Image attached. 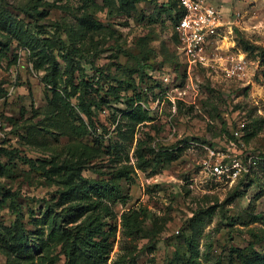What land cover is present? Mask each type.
<instances>
[{
	"label": "rangeland",
	"instance_id": "obj_1",
	"mask_svg": "<svg viewBox=\"0 0 264 264\" xmlns=\"http://www.w3.org/2000/svg\"><path fill=\"white\" fill-rule=\"evenodd\" d=\"M209 1L227 25L194 63L168 0H0V264H177L189 240L200 264L264 251V0ZM139 104L147 120L132 118ZM233 157L244 165L237 177L205 168ZM72 163L107 182L130 172L116 180L127 200L93 210L108 233L75 261L49 216L66 211L59 180ZM16 224L25 251L4 236Z\"/></svg>",
	"mask_w": 264,
	"mask_h": 264
},
{
	"label": "trees",
	"instance_id": "obj_2",
	"mask_svg": "<svg viewBox=\"0 0 264 264\" xmlns=\"http://www.w3.org/2000/svg\"><path fill=\"white\" fill-rule=\"evenodd\" d=\"M120 1L122 4L125 3V0ZM166 3H168L174 11L172 16L174 25L177 17L183 12V7L181 6L179 0H168ZM261 58V65L263 67L262 72L264 74V48L261 49ZM71 94L72 93H70V95ZM83 109L90 118V124L95 126L90 107H83ZM131 115L133 119L138 121H144L149 118L148 111L145 110L141 104L132 108ZM136 153L142 168L150 165L143 153L141 145L136 149ZM178 157L179 154H176L175 152H168L165 156V159L168 162H172ZM82 169V166L79 164L72 163L71 165H67L66 171L61 174V178L59 180V183L63 185L60 198L62 202L59 204H67L65 206L66 211H64L62 214L54 213L53 210L49 211V216L54 218V225L51 227L52 230L50 235L54 237L61 236V240H63L62 247L65 254L70 258V261H75V256L78 252H92L93 247H96V244H98L97 237H105L108 233L107 230L103 229L105 223L101 220V213H94L93 210L98 209L100 211H108L110 207L104 202L106 199L116 202H125L129 196V194L124 191L122 185L117 182L122 177L129 178L130 172L128 168H122L118 170L117 174L110 182H107L104 179L86 177L83 175ZM83 206H85V210L88 212V214L80 222L75 224L73 228H68V226H65L61 229L60 223H62L63 220H68V218H70L72 215L73 217H76ZM126 220H129V233H133V229L135 228L138 229L139 224L136 222L133 216H128ZM68 223L69 221H67L65 224L67 225ZM21 226L24 225L21 224ZM11 231L14 232L10 234H4V236L14 240V243L16 244V252L25 251V248L28 247V244H24L26 238L24 230L22 232L19 228V224H16L11 228ZM102 247L103 246L100 245V248ZM193 248V243L191 240H189L190 254L188 256H183L182 262L177 264H200L196 258L197 256L194 254ZM101 255L103 254L99 252V256ZM28 256H31V252L28 254ZM239 257L241 260L238 264H264V251L254 248L253 245L248 248H244L243 250H239ZM231 264L234 263L231 262Z\"/></svg>",
	"mask_w": 264,
	"mask_h": 264
},
{
	"label": "built area",
	"instance_id": "obj_3",
	"mask_svg": "<svg viewBox=\"0 0 264 264\" xmlns=\"http://www.w3.org/2000/svg\"><path fill=\"white\" fill-rule=\"evenodd\" d=\"M183 12L177 17L174 31L177 34L184 55L190 62L203 61L208 46L223 36L226 22L223 12L209 0H179ZM244 63L237 62L227 68L230 76L241 75ZM205 168L219 176L237 177L244 168L240 158L233 157L230 161L218 160L206 162Z\"/></svg>",
	"mask_w": 264,
	"mask_h": 264
}]
</instances>
